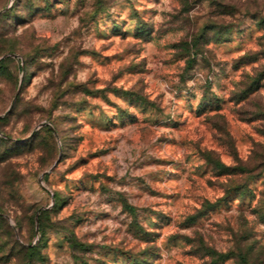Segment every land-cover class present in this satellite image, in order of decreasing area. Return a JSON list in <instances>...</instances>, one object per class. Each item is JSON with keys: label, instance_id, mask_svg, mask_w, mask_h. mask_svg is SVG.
Segmentation results:
<instances>
[{"label": "rangeland", "instance_id": "obj_1", "mask_svg": "<svg viewBox=\"0 0 264 264\" xmlns=\"http://www.w3.org/2000/svg\"><path fill=\"white\" fill-rule=\"evenodd\" d=\"M0 264H264V0H0Z\"/></svg>", "mask_w": 264, "mask_h": 264}]
</instances>
